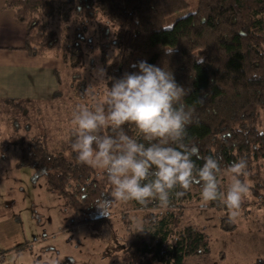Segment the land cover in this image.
Instances as JSON below:
<instances>
[{
  "label": "trees",
  "instance_id": "obj_1",
  "mask_svg": "<svg viewBox=\"0 0 264 264\" xmlns=\"http://www.w3.org/2000/svg\"><path fill=\"white\" fill-rule=\"evenodd\" d=\"M4 6L24 24L19 48L28 56L57 55L72 69L70 80L78 95L85 91L86 82L76 68L83 47L92 42L88 30L99 38L106 79L138 72L131 65L142 60L171 71L176 82L189 90L184 102L194 109L185 143L198 146L202 156L221 158L222 169L245 158L249 175L241 179L247 180L253 203L264 206V0H4ZM101 13L109 17L105 24L99 22ZM200 57L203 62L197 63ZM52 73L60 84L59 69L52 68ZM253 74L259 78L253 79ZM3 102L10 109H23L14 98ZM125 130L147 143L134 126ZM103 132L110 134L107 128ZM73 140L70 129L58 146L49 147L46 135L39 133L13 144L19 149L16 164L36 169L46 187L85 219L111 186L107 183L104 190L96 169L77 161ZM193 160L202 166L203 160ZM218 179L222 190L226 183L222 173ZM175 191L181 189L174 190L167 207L155 201L147 206L131 202L145 212L142 235L130 240L126 250L133 257H147L133 264H185V256L208 252L203 231L190 224L179 226L180 211L199 197V186L193 185L181 197ZM207 206L223 205L217 201ZM222 219V225H234L229 218Z\"/></svg>",
  "mask_w": 264,
  "mask_h": 264
},
{
  "label": "rangeland",
  "instance_id": "obj_2",
  "mask_svg": "<svg viewBox=\"0 0 264 264\" xmlns=\"http://www.w3.org/2000/svg\"><path fill=\"white\" fill-rule=\"evenodd\" d=\"M108 20L106 14L99 15L101 24ZM86 35L92 42L83 47L85 53L76 68L86 82L82 95L76 94L71 84L72 69L50 52L42 55L48 57L45 68H58L61 77L52 93L33 103L20 101L21 110L0 104V264H133L147 260L133 257L126 250L130 240L142 235L143 209L131 202L117 203L110 217L95 219L101 216L97 208L84 219L66 207L61 195L46 187L36 169L16 164L19 149L14 140L39 133L46 135L49 147L58 146L72 129L70 121L78 105L95 108L104 102L105 89L95 87L100 70L106 73L99 55V38L91 30ZM110 37L111 33L107 34L103 42ZM96 171L105 182V190L106 175ZM223 177L226 183L222 191H226L230 178ZM224 217H229L226 207L204 205L200 195L182 207L179 226L190 224L203 231L209 248L205 254L185 256V264H250L258 258L264 260V206L253 203L248 193L232 219L234 225H222Z\"/></svg>",
  "mask_w": 264,
  "mask_h": 264
},
{
  "label": "clouds",
  "instance_id": "obj_3",
  "mask_svg": "<svg viewBox=\"0 0 264 264\" xmlns=\"http://www.w3.org/2000/svg\"><path fill=\"white\" fill-rule=\"evenodd\" d=\"M202 62L200 57L197 63ZM131 67L139 71L107 79L101 69L95 87L105 89L106 99L95 108L78 105L70 121L71 150L77 161L102 170L111 186L110 193L95 203L100 215L110 217L115 204L132 201L144 206L155 201L167 207L175 189H181L175 191L181 197L197 185L202 204L218 201L232 220L249 192L247 180L241 179L249 175L247 160L240 158L222 169L221 158L202 156L198 146L185 143L194 113L184 102L189 90L176 82L171 71L146 60ZM126 126H134L147 143L129 135ZM105 128L110 134L103 132ZM193 157L203 160L202 166L197 167ZM221 173L230 178L226 191L220 187Z\"/></svg>",
  "mask_w": 264,
  "mask_h": 264
},
{
  "label": "crops",
  "instance_id": "obj_4",
  "mask_svg": "<svg viewBox=\"0 0 264 264\" xmlns=\"http://www.w3.org/2000/svg\"><path fill=\"white\" fill-rule=\"evenodd\" d=\"M24 24L14 10L0 0V104L5 98L33 103L52 93L55 79L52 67L45 68V56H28L23 43Z\"/></svg>",
  "mask_w": 264,
  "mask_h": 264
},
{
  "label": "built area",
  "instance_id": "obj_5",
  "mask_svg": "<svg viewBox=\"0 0 264 264\" xmlns=\"http://www.w3.org/2000/svg\"><path fill=\"white\" fill-rule=\"evenodd\" d=\"M3 258V254L0 252V260Z\"/></svg>",
  "mask_w": 264,
  "mask_h": 264
}]
</instances>
